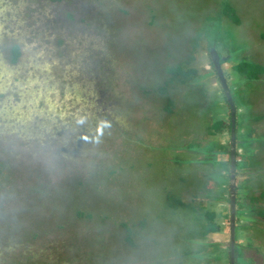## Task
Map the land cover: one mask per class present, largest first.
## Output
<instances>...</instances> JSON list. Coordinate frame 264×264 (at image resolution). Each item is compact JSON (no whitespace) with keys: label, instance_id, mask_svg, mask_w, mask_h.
I'll return each instance as SVG.
<instances>
[{"label":"rangeland","instance_id":"1","mask_svg":"<svg viewBox=\"0 0 264 264\" xmlns=\"http://www.w3.org/2000/svg\"><path fill=\"white\" fill-rule=\"evenodd\" d=\"M25 1L0 0V264H218L221 245L206 252L202 239L214 228L230 241V228L202 207L218 202L208 188L221 178L224 131L210 121L223 113L210 52L219 53L235 101L238 142L264 152V132L253 138L249 127L264 120V75L233 70L241 62L264 68V0H90L108 49V120L82 119L63 83L61 95L42 75L75 80L77 61L24 39L33 24ZM226 5L239 25L223 14ZM14 37L24 43L15 67ZM243 113L250 136L241 137ZM206 134L213 138L205 145L194 139ZM256 170L251 186L264 191ZM255 236L264 258V221Z\"/></svg>","mask_w":264,"mask_h":264},{"label":"flooded vegetation","instance_id":"2","mask_svg":"<svg viewBox=\"0 0 264 264\" xmlns=\"http://www.w3.org/2000/svg\"><path fill=\"white\" fill-rule=\"evenodd\" d=\"M25 2L30 9L26 18L29 19L28 23L33 24L25 25L23 33L24 39L29 40L31 47L39 45L45 53L60 57L67 56L69 61H77L73 64L72 75L77 76L75 80L71 77L56 80L55 77L51 78L43 73L42 75L54 82L53 90L57 93L61 94L57 87L63 83L65 86L63 94L69 95L71 99L74 98L71 107L75 114L82 116V119L104 117L108 120L114 106L107 102L108 89L105 78H108L109 73L105 75L101 71L108 65L106 54L108 49L104 47L103 34L99 31V19L90 0H26ZM70 15H72L71 20L68 17ZM18 26L20 29L23 28ZM17 30L19 31L16 29L15 34ZM12 39L8 50L12 59L9 57L8 66L15 67L21 62L24 43L17 37ZM16 50L19 56L14 60ZM31 69L39 72V69L33 65ZM39 74L41 75L40 72ZM6 97L3 94L1 98ZM8 99L12 101L14 97Z\"/></svg>","mask_w":264,"mask_h":264},{"label":"crops","instance_id":"3","mask_svg":"<svg viewBox=\"0 0 264 264\" xmlns=\"http://www.w3.org/2000/svg\"><path fill=\"white\" fill-rule=\"evenodd\" d=\"M206 71L211 72L213 69L212 66L207 63L205 66ZM236 73V71H235ZM234 71H231V75H236ZM238 74V73H237ZM240 75V74H239ZM242 76V75H241ZM213 87L215 89L216 95L218 97V105L216 104L215 108L223 110V113L215 111L212 115L217 118L215 120L213 116L210 118L211 126L213 127L217 121L228 122L230 120V110L226 114L227 103L224 99L219 98V89L218 82L215 78L212 79ZM229 108V107H228ZM220 114V115H219ZM246 113H243V126L240 129V135L250 136L249 130L246 127L248 119L246 118ZM213 120V121H212ZM251 120V118H249ZM249 127L251 128V135L253 138L258 137L263 134L264 129V120H259L254 118ZM237 134L238 126L236 128ZM230 129L224 130L220 136H218V142L220 150L218 153V163L220 165V176L219 181L210 180L208 190H213L215 187V194L218 197V202L216 207H211L209 201L205 199V204L202 206L209 212H216L219 215V219L222 222L223 227L230 228V185L225 182L226 177L229 175L227 165L230 164ZM213 138L209 135H195L194 139H198L201 145H205L208 140ZM238 139V137H237ZM238 142V140H237ZM258 144L249 146L248 148L242 145V142L237 144V225L240 224L241 236L237 238V229H236V240H237V251L240 252L237 258V264H263L264 258L263 253L261 252L262 241L260 238L255 236L256 229L258 224H261L264 221V218L259 213L260 210H264V191L258 188H253L251 183H256L258 179H251L252 177L258 174L256 169H260L264 172V152ZM218 186V187H217ZM242 186V191L238 192V187ZM217 187V188H216ZM207 196V194H206ZM217 199V198H216ZM214 209V210H213ZM241 218V219H240ZM221 226V227H222ZM238 227V226H237ZM203 240H207L209 245L207 246L206 252L213 251V244H220L221 251L217 256L218 264H227L230 261V250L228 248L229 241L227 238H222L218 232H208L204 231ZM228 253V254H227ZM214 256H211L209 261H213ZM213 264L212 262H209Z\"/></svg>","mask_w":264,"mask_h":264},{"label":"water","instance_id":"4","mask_svg":"<svg viewBox=\"0 0 264 264\" xmlns=\"http://www.w3.org/2000/svg\"><path fill=\"white\" fill-rule=\"evenodd\" d=\"M213 68L216 72V77L220 82V86L225 94L229 110H230V264H237L236 259V229H237V130H236V117L237 108L233 99L232 92L229 88L227 78L225 76L221 58L215 48L210 52Z\"/></svg>","mask_w":264,"mask_h":264},{"label":"trees","instance_id":"5","mask_svg":"<svg viewBox=\"0 0 264 264\" xmlns=\"http://www.w3.org/2000/svg\"><path fill=\"white\" fill-rule=\"evenodd\" d=\"M223 14L227 18H229L233 23H235L236 25H239L241 23V19L238 16L237 11L233 7L226 5V8L224 9ZM18 56H19V52L16 50L14 53L13 59L17 60ZM233 70L242 76L248 77L251 80H256V79H258L259 76L264 75V68L263 67H261L260 65H251L247 62H241V63L234 65ZM226 127H228V129L231 128V121L230 120L228 121V123L220 121L218 128H215V131H217L218 133L222 132L223 130H225ZM259 213H261V212L259 211ZM208 214L210 216L212 213H208ZM213 226H215V225H213ZM217 228H218V226H217ZM212 231L217 232V230L214 228H212V230H210L209 232H212ZM228 248H230V244H229ZM237 258H238V251L236 248V259Z\"/></svg>","mask_w":264,"mask_h":264}]
</instances>
